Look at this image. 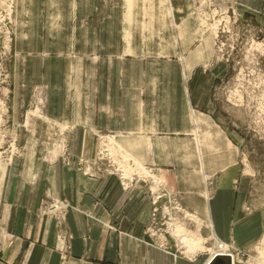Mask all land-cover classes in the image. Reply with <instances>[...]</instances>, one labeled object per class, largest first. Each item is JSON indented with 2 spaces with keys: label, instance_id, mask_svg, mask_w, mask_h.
<instances>
[{
  "label": "rangeland",
  "instance_id": "1",
  "mask_svg": "<svg viewBox=\"0 0 264 264\" xmlns=\"http://www.w3.org/2000/svg\"><path fill=\"white\" fill-rule=\"evenodd\" d=\"M79 145L85 176L149 197L117 264H264V0H0V264H49L7 188L31 151L66 162ZM69 209L42 201L32 225L53 220L64 257Z\"/></svg>",
  "mask_w": 264,
  "mask_h": 264
},
{
  "label": "crops",
  "instance_id": "2",
  "mask_svg": "<svg viewBox=\"0 0 264 264\" xmlns=\"http://www.w3.org/2000/svg\"><path fill=\"white\" fill-rule=\"evenodd\" d=\"M115 131L114 133L124 137V140L131 134L122 129ZM133 136L137 137L136 140H142L143 137L152 140V134L135 132ZM145 147L148 148V145ZM68 149L70 158L66 161L68 164L61 158L54 162L48 161L43 159L41 154L35 161L33 159L35 151H31L32 155L29 156V160H26V179L20 183L12 182L7 192L15 200L14 205L17 204L18 208L26 207V232L30 228L37 232L36 236L39 237L43 231L44 243L52 248L55 247L56 250L50 253L49 264H117L119 261H115L116 257L122 256L121 251L117 249L127 246L122 242L125 236H132L130 234L135 233V247L142 246L137 233H141L144 220L150 215L148 194L143 191H133L124 195L115 177L85 176L77 169L74 159L78 155H89L92 152L88 147L81 145L73 151L69 147ZM226 150L231 152L234 148L226 144ZM227 158L226 162L233 160V156L228 155ZM141 161L154 171L169 167V163L162 164L150 155ZM165 169L161 170L166 173V176L174 177L172 171ZM172 182H175V179ZM50 199L64 200L70 208L69 215L72 219L67 220L69 226L65 230L68 235L66 257L57 251L56 247L62 246L63 242L59 239L57 224L53 220L47 222L46 228L32 227L42 201ZM221 199L224 200V198ZM24 200H26V206ZM196 213L206 215L207 208L204 207V212ZM113 231L121 232L124 239L120 236L117 239L116 235H112ZM221 260L222 264H232L227 257ZM180 262L182 261H177V263ZM148 263L154 264L155 261L151 259Z\"/></svg>",
  "mask_w": 264,
  "mask_h": 264
},
{
  "label": "water",
  "instance_id": "3",
  "mask_svg": "<svg viewBox=\"0 0 264 264\" xmlns=\"http://www.w3.org/2000/svg\"><path fill=\"white\" fill-rule=\"evenodd\" d=\"M227 256H214L211 261L209 262V264H222V260L223 258H225ZM228 258V257H227Z\"/></svg>",
  "mask_w": 264,
  "mask_h": 264
},
{
  "label": "bare ground",
  "instance_id": "4",
  "mask_svg": "<svg viewBox=\"0 0 264 264\" xmlns=\"http://www.w3.org/2000/svg\"><path fill=\"white\" fill-rule=\"evenodd\" d=\"M228 250V249H227ZM229 251H226L225 250V253H228ZM230 253V252H229ZM231 254V253H230ZM232 255V254H231ZM214 256H227L230 260H231V263L233 264L234 263V256L232 255V258H231V256L230 255H227V254H219L218 252H217V254L216 255H214ZM213 256V257H214ZM212 257V258H213ZM211 258V259H212ZM211 259L208 261V263L207 264H209V262L211 261ZM232 259H233V262H232Z\"/></svg>",
  "mask_w": 264,
  "mask_h": 264
}]
</instances>
